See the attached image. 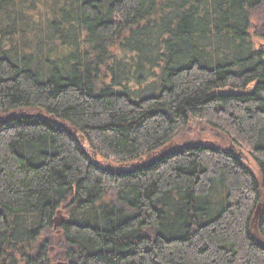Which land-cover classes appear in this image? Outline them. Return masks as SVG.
<instances>
[{
  "label": "trees",
  "instance_id": "16d2710c",
  "mask_svg": "<svg viewBox=\"0 0 264 264\" xmlns=\"http://www.w3.org/2000/svg\"><path fill=\"white\" fill-rule=\"evenodd\" d=\"M261 41L264 0H0V264H264Z\"/></svg>",
  "mask_w": 264,
  "mask_h": 264
},
{
  "label": "water",
  "instance_id": "95a60500",
  "mask_svg": "<svg viewBox=\"0 0 264 264\" xmlns=\"http://www.w3.org/2000/svg\"><path fill=\"white\" fill-rule=\"evenodd\" d=\"M229 150H232V146L229 147ZM236 154L239 157H243V154L241 151L237 152ZM256 209H257V211L255 213V217L258 218V216L261 213V209H260V207H257ZM64 220H65V218H63V216L61 215V212L59 211L58 215L54 219V227L59 228L60 225L64 222ZM57 264H62V263H57Z\"/></svg>",
  "mask_w": 264,
  "mask_h": 264
},
{
  "label": "rangeland",
  "instance_id": "374dc122",
  "mask_svg": "<svg viewBox=\"0 0 264 264\" xmlns=\"http://www.w3.org/2000/svg\"><path fill=\"white\" fill-rule=\"evenodd\" d=\"M258 23V20L255 18L254 19V26H256ZM256 41V40H254ZM257 42V41H256ZM262 43H264V41H261ZM205 138L209 141V140H213L210 136L208 135H205ZM183 139H186V138H183ZM231 146V145H230ZM246 165H249V167H251V169H254L255 170V165L253 164V162L251 161V159H248L247 162H245Z\"/></svg>",
  "mask_w": 264,
  "mask_h": 264
}]
</instances>
